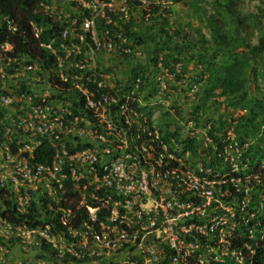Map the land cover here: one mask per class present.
<instances>
[{
	"label": "built area",
	"instance_id": "1",
	"mask_svg": "<svg viewBox=\"0 0 264 264\" xmlns=\"http://www.w3.org/2000/svg\"><path fill=\"white\" fill-rule=\"evenodd\" d=\"M73 1L87 14H54L71 41L39 44L56 70L15 59L12 74L0 70V186L18 212L30 198L48 212L42 227L3 224L4 238L42 246L29 264H264V170H249L248 143L209 123L160 132L157 112L132 104L137 87L121 94L101 62L128 52L115 29L95 30L110 25L105 10L126 21L127 0ZM43 143L50 158L32 162Z\"/></svg>",
	"mask_w": 264,
	"mask_h": 264
},
{
	"label": "trees",
	"instance_id": "2",
	"mask_svg": "<svg viewBox=\"0 0 264 264\" xmlns=\"http://www.w3.org/2000/svg\"><path fill=\"white\" fill-rule=\"evenodd\" d=\"M239 1L151 0L150 11L146 12L132 7L141 6V2L127 0L126 21L121 22L105 10L111 23L107 26L99 20L95 30L99 35L103 28L110 33L115 29L125 40L120 46L128 52L116 55L121 57L126 69L115 70L116 75L112 72L114 77L120 78L116 79L114 86L122 89L121 94L137 87L133 92L132 104L144 117L150 116L146 111L150 107L159 116L165 115L159 113L161 104L153 103L159 91L157 74L165 69L174 82L182 81L183 94L193 95L190 99L193 104L190 112L186 113V121H191L196 128L209 123L216 133L230 130L237 142L248 143L245 156L249 170H256L260 166L264 170V8L259 6L255 13H242ZM257 1L264 3V0ZM40 4L51 5L49 0H0V45H10L11 51L5 55L15 58L18 63L21 60L22 63L36 62L41 70H56L55 58L39 45L50 43L54 47L71 41L69 35L66 40L61 37L68 19L58 20L54 15L57 13L56 8L68 14L69 21L75 16L86 15L87 11L78 9V2L66 0L58 1L53 13L48 15L43 13ZM175 4L186 5L187 11L182 12L184 20L177 18L169 22L168 17L174 14ZM74 7H77L76 13ZM132 13L139 17L138 24ZM144 15H148V23L143 22ZM79 21L80 17L76 18L74 27ZM113 22L117 23L119 30L113 27ZM9 24L14 26L15 33L8 29ZM33 32H37V38H34ZM134 47H141L144 51V58L140 62L133 60ZM158 54H161L160 58ZM190 61L193 63L192 75L184 82L183 75ZM104 72L110 73V70L104 69ZM20 91L21 87L15 93ZM150 102L153 105L149 106ZM169 107L175 111V116L169 118L167 125H173L179 112L172 105ZM178 119L181 117L178 116ZM174 125L178 128L177 122ZM166 127L162 125L160 132L167 134ZM197 147L194 144L190 149L195 151ZM40 150L45 152L44 157L40 155ZM50 156L51 149L43 143L33 151L32 162H42ZM8 191L0 188V217L15 225L42 227L48 212L43 207L37 208L32 198L24 211L18 212ZM44 248L46 251L45 245Z\"/></svg>",
	"mask_w": 264,
	"mask_h": 264
},
{
	"label": "rangeland",
	"instance_id": "3",
	"mask_svg": "<svg viewBox=\"0 0 264 264\" xmlns=\"http://www.w3.org/2000/svg\"><path fill=\"white\" fill-rule=\"evenodd\" d=\"M122 0H115L113 1L115 5L119 4ZM135 1H139L141 2V6H135L133 5L132 7L134 9H140L141 10H145L146 12L150 11V1L151 0H135ZM239 3V9L242 13H255L257 10L256 8L261 6L262 8H264V3H260L257 0H241L238 2ZM164 7V6H163ZM166 8V6L164 7ZM131 10V8H130ZM173 13L168 17V21L171 22L174 19H182L183 18V14L182 12L187 11V6L184 4H175L173 7ZM133 17L135 18V23H139L140 19L139 17L132 13ZM146 18V19H145ZM148 18V15H144V19L143 22L144 23H148L146 20ZM145 20V21H144ZM194 26L196 25L195 23L193 24ZM153 31V30H152ZM205 32V30H202ZM133 60H137V61H141L144 58V51L141 47H134L133 48ZM159 58L161 57V54H158ZM118 55H108L104 58L101 59V62L106 64L108 69L111 70H125V65L123 63V61H121V57ZM121 61V62H119ZM118 63H120V66H118ZM112 65V66H110ZM114 65H116V68H114ZM119 67V68H118ZM192 70H193V63L192 61H190L187 64V67L185 69V74L183 76H185L184 78V82L186 78H191L192 75ZM158 77V87H159V91L155 96V101L153 103H159L161 104V110H159V113H164L165 115H160L157 113V117H156V124L157 125H161V124H165L168 122L169 118H171V116H175L174 113L175 111L173 109H170V105H172V107L177 108L178 112H179V117H181V119H178V116L175 118L174 122H173V127L175 128L174 123L177 122L178 126L180 124H184V122H186V113L190 112V107L193 104L191 102V98H193L192 93H187L186 95L183 94L182 92V88H183V83L182 81H173L171 76H168L165 69H161L160 72L157 74ZM165 80V82H163ZM188 80V79H187ZM220 100V99H219ZM219 110L221 111V108H219ZM174 118V117H173ZM186 124V123H185ZM26 141V140H23ZM14 259H11L10 262L13 263Z\"/></svg>",
	"mask_w": 264,
	"mask_h": 264
},
{
	"label": "clouds",
	"instance_id": "4",
	"mask_svg": "<svg viewBox=\"0 0 264 264\" xmlns=\"http://www.w3.org/2000/svg\"><path fill=\"white\" fill-rule=\"evenodd\" d=\"M134 2V1H133ZM5 46L10 47V49H5ZM11 51V46L8 44H4V45H0V70L5 71L9 70L10 72L8 74H12V64H15V62H18L15 58H9L5 55L6 52H10ZM15 59V62H8V60H12ZM5 62H7L8 64L5 65ZM7 73V72H6ZM2 112H5V110H3ZM1 113V112H0ZM6 142V140H1ZM0 141V142H1ZM39 149V148H37ZM3 186H0V188H2ZM9 192V191H8ZM9 197H11L12 202L14 203V205L16 206L15 200H14V195L10 194L9 192ZM8 223L10 225L13 226H21L20 225H15V224H11L5 220H3L0 217V231H1V227L3 226V224ZM4 234H2L0 232V264H29L30 262H34L36 261L38 258H40V254H41V248L38 246L36 247V249L33 250L32 245H28L26 246L25 249H22L21 246H19V242H17V240H15V238L11 235L7 238H4ZM38 255V258H35L34 256ZM11 259H14L13 263L10 262Z\"/></svg>",
	"mask_w": 264,
	"mask_h": 264
}]
</instances>
